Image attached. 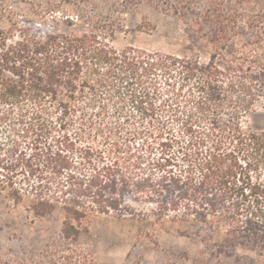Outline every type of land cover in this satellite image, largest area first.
I'll return each instance as SVG.
<instances>
[{
    "label": "trees",
    "instance_id": "trees-1",
    "mask_svg": "<svg viewBox=\"0 0 264 264\" xmlns=\"http://www.w3.org/2000/svg\"><path fill=\"white\" fill-rule=\"evenodd\" d=\"M206 6L188 23L191 54L26 20L0 30L5 198L40 217L59 207L74 245L89 218L112 215L186 223L200 254L243 241L261 255L264 130L244 118L264 102V0Z\"/></svg>",
    "mask_w": 264,
    "mask_h": 264
},
{
    "label": "rangeland",
    "instance_id": "rangeland-1",
    "mask_svg": "<svg viewBox=\"0 0 264 264\" xmlns=\"http://www.w3.org/2000/svg\"><path fill=\"white\" fill-rule=\"evenodd\" d=\"M206 9V0H0V30L13 28L14 21L22 28L19 22L26 20L58 34L95 29L117 48L191 54L198 44L188 23ZM77 14L89 19L80 21ZM244 125L264 130V102ZM27 203L15 206L0 190V264H264V252L243 241L219 256L200 254L206 245L188 224L160 226L153 219L92 216L74 245L61 236L59 207L40 217L26 210Z\"/></svg>",
    "mask_w": 264,
    "mask_h": 264
}]
</instances>
